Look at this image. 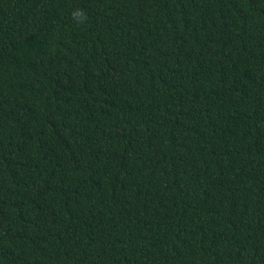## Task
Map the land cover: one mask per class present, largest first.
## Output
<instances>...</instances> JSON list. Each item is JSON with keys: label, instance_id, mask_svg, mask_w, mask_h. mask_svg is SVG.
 <instances>
[{"label": "trees", "instance_id": "obj_1", "mask_svg": "<svg viewBox=\"0 0 264 264\" xmlns=\"http://www.w3.org/2000/svg\"><path fill=\"white\" fill-rule=\"evenodd\" d=\"M0 264H264V0H0Z\"/></svg>", "mask_w": 264, "mask_h": 264}, {"label": "clouds", "instance_id": "obj_2", "mask_svg": "<svg viewBox=\"0 0 264 264\" xmlns=\"http://www.w3.org/2000/svg\"><path fill=\"white\" fill-rule=\"evenodd\" d=\"M71 16L77 25L84 24L88 19L87 12L81 8H74Z\"/></svg>", "mask_w": 264, "mask_h": 264}]
</instances>
